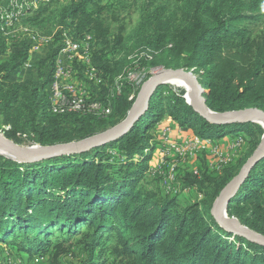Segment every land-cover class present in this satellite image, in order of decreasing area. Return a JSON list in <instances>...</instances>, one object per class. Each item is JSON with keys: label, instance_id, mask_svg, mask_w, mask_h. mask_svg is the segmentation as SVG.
<instances>
[{"label": "trees", "instance_id": "16d2710c", "mask_svg": "<svg viewBox=\"0 0 264 264\" xmlns=\"http://www.w3.org/2000/svg\"><path fill=\"white\" fill-rule=\"evenodd\" d=\"M187 6L180 25L163 14L146 13L132 46L117 59L108 54L123 51L122 31L115 34L103 7L75 0L62 11L60 23L67 26L68 36L77 41L92 37V63L102 80L92 97L110 106L103 117L53 113L46 89L61 48L41 61L34 79L13 81L29 60L30 49L25 44L6 57L9 44L0 22V127H9L8 137L26 135L31 146L39 147L100 134L124 121L133 107L135 98L130 97L138 88L125 79L132 68L147 72V78L159 68L201 70L198 80L208 91L206 105L213 112L264 111V34L246 36L239 25L247 18L216 11L210 0H188ZM41 16L39 11L27 22H38ZM170 90L165 102L159 99L161 90L157 92L131 131L104 146L30 164L0 155V242H12L32 257L47 251L59 233L65 241L80 237L91 260L114 241L113 264H264L263 246L227 232L211 215L220 192L259 146L264 128L254 122L213 125L187 103L185 92ZM165 116L202 140L242 132L247 137L234 167L212 178L203 175L201 181L187 179L186 185L209 184L211 191L184 207L176 198L156 199L153 191L140 186L156 149L151 130ZM113 148L116 157L109 153ZM263 193L264 159L230 202L227 214L264 236ZM62 243L54 245L56 256L65 253Z\"/></svg>", "mask_w": 264, "mask_h": 264}, {"label": "rangeland", "instance_id": "374dc122", "mask_svg": "<svg viewBox=\"0 0 264 264\" xmlns=\"http://www.w3.org/2000/svg\"><path fill=\"white\" fill-rule=\"evenodd\" d=\"M73 1L75 0H0V12L25 11L20 20L10 28V31L4 29V25L1 23V28L4 29L3 32L9 44L6 57L13 52L21 51L25 47V44L30 49L29 60L23 67L17 70L13 76V81L23 83L34 79L40 68L41 61L46 60L51 52L64 47L67 26L61 25L60 14L65 8L69 7ZM92 3L103 7V15L107 18V23L114 29L113 31L115 34H119L120 31H122L124 39L122 45V47L124 46V48H122L123 51H121V48H117L116 51L108 54V58L116 59L125 53V49L132 46L142 24L143 16H145L146 13L163 14L165 20H178V22L174 23L175 25H180L182 12L188 11L189 9V6H187L188 0H92ZM210 7L214 8L216 11L237 12L244 15L247 20L243 21L239 26L247 30L246 36L254 38L264 34V0H210ZM39 11H42V16L38 18V22H27V19L33 20L37 17ZM80 41L83 42V39ZM131 57L132 56H130V58ZM46 67L47 66L44 65V70H46ZM157 70H152L149 78H147V72H140L136 68L130 69L128 74L125 75V79L134 83L138 88L130 97L135 98L134 104L144 84L155 75ZM76 71L78 74L77 83L90 93L94 91L96 86H99L100 83L98 80L92 78L85 68L84 70L76 69ZM192 72L199 78L201 70L192 69ZM28 75H30V77H28ZM170 88L172 91L177 89L182 90L185 92L184 97L186 96L187 89L178 81H174L160 87L161 91H157H160L159 99L161 101L165 102V99L171 95ZM46 91L49 93L48 87ZM163 120L157 123L156 127L151 130L156 141H159L161 132L165 128H169L162 125ZM8 130L9 127L7 126L2 125L0 127V132L5 138L13 141L19 146L32 147L26 135L18 134L15 137H8ZM242 133L245 134L244 132ZM234 136L236 135L228 137L232 138ZM224 139H213V141L219 142ZM235 141L233 140L232 142L235 143ZM246 146L247 143H244L241 151L238 153L233 148V143L229 146L218 144V149L222 150L225 155H235L236 158L222 170L211 172L210 169H207L211 159L209 151H202L197 154L195 158L186 159L175 155L165 157L164 153H162V147L159 145L161 156L159 155V151H157L158 147H156L148 163L147 175L140 186H145L146 189L153 191L156 194V199L165 200L176 198L182 207L190 203L199 202L203 199L205 193L211 191V186L209 184L203 185L202 183L189 186L186 185L187 179L192 180L191 178L197 177L201 181L203 175L211 178L221 175L224 169L232 166L234 167L238 159L242 156L241 152ZM109 151L112 157H116L118 154L115 148ZM150 163L153 164L151 165ZM154 169H156L155 171L157 172L161 170V174H153L152 170ZM262 195L264 196V193ZM84 229L85 228H82L80 231ZM79 238L80 237L77 236L71 240L65 241V238L57 233L51 238V245L48 247L47 251L36 253L32 257L20 251L12 242L7 244L0 242V264H113L111 249L115 244L114 241L107 242L106 249L98 250L91 260L84 246L80 244ZM61 242H63L65 253L56 256L57 250L54 248V245Z\"/></svg>", "mask_w": 264, "mask_h": 264}, {"label": "water", "instance_id": "95a60500", "mask_svg": "<svg viewBox=\"0 0 264 264\" xmlns=\"http://www.w3.org/2000/svg\"><path fill=\"white\" fill-rule=\"evenodd\" d=\"M183 80L191 86L192 98L190 101L185 99L194 111L205 121L213 125H232L242 123H259L264 128V111L258 108H248L237 110L229 113H216L206 105L205 94L208 92L200 84L198 78L192 70L185 68L166 69L159 68L155 75L144 84L149 85L143 100L133 105L127 118L116 126L97 134L93 137L74 141L66 144H59L48 147H22L13 141L5 138L0 132V155L13 160L20 164H30L39 161L48 160L62 155H72L88 151L97 146H104L112 141H117L120 137L127 134L134 125L143 117L149 109L150 100L160 87L172 83L174 81ZM143 86V87H144ZM10 151L16 158L5 155L3 152ZM264 159V135L262 140L254 151L252 156L247 160L239 173L224 187L215 200L211 215L215 221L227 232L243 237L251 242H255L264 247V236L256 233L240 224L234 218H230L227 214V208L230 202L237 195L241 187L248 180L252 170ZM236 221L237 225H233L230 221Z\"/></svg>", "mask_w": 264, "mask_h": 264}, {"label": "built area", "instance_id": "2783aa9c", "mask_svg": "<svg viewBox=\"0 0 264 264\" xmlns=\"http://www.w3.org/2000/svg\"><path fill=\"white\" fill-rule=\"evenodd\" d=\"M24 13L25 11H1L0 22L4 25V29L10 31V28L20 20ZM91 40V35H86L83 42L65 36L64 47L55 59L53 79L48 86V96L53 113L99 117L110 113L109 104L93 100L92 93L77 83L78 74L76 69L84 70V68L92 78L101 83V78L92 63ZM156 142H159L165 157L175 155L186 159L195 158L200 152L209 151L211 159L207 169H210L211 172L222 170L236 158L235 155H225L222 150L218 149V143L213 140H202L196 136L173 139L170 128H165L159 135V141ZM244 143H246V140L239 137L233 143V148L239 153ZM155 170H152L153 174H161L162 172L161 170L159 172Z\"/></svg>", "mask_w": 264, "mask_h": 264}, {"label": "crops", "instance_id": "0c3cea01", "mask_svg": "<svg viewBox=\"0 0 264 264\" xmlns=\"http://www.w3.org/2000/svg\"><path fill=\"white\" fill-rule=\"evenodd\" d=\"M28 77H30V75H28ZM162 125L170 128L173 139L191 138V137L195 136L191 129L179 127L178 125H176L173 122V120L169 116L164 117ZM239 137H243L244 139H247L246 134H239V135H236L232 138H229L227 136L226 139L221 140V141L216 142V143L221 144V145L223 144V146H229L230 144L234 143V142H232L233 140L235 141L236 138L238 139ZM156 147H158L157 151H159V155L161 156V150L159 147V142L156 143ZM153 163H154V161H153ZM153 163H150V164L152 165Z\"/></svg>", "mask_w": 264, "mask_h": 264}, {"label": "bare ground", "instance_id": "6f19581e", "mask_svg": "<svg viewBox=\"0 0 264 264\" xmlns=\"http://www.w3.org/2000/svg\"><path fill=\"white\" fill-rule=\"evenodd\" d=\"M178 82H179L180 84H182V85L187 89L186 98H187L188 101H190L191 98H192V94H191V86H190L186 81H183V80H178ZM148 87H149V85L146 84V85L142 88V90H141L140 93L138 94V97H137V99H136V103H135V105L139 104V103L143 100V98L145 97V94H146V92H147V90H148ZM35 148H39V146H35ZM2 152H3V151H2ZM3 153H5V155H7V156H10V157L16 158L15 155H14L13 153H11L10 151H5V152H3ZM230 222H231L233 225H237V222H236V221L231 220Z\"/></svg>", "mask_w": 264, "mask_h": 264}]
</instances>
